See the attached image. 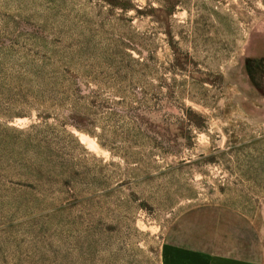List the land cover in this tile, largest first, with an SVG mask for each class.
I'll return each mask as SVG.
<instances>
[{
    "label": "rangeland",
    "instance_id": "1",
    "mask_svg": "<svg viewBox=\"0 0 264 264\" xmlns=\"http://www.w3.org/2000/svg\"><path fill=\"white\" fill-rule=\"evenodd\" d=\"M0 264H264V0H0Z\"/></svg>",
    "mask_w": 264,
    "mask_h": 264
}]
</instances>
